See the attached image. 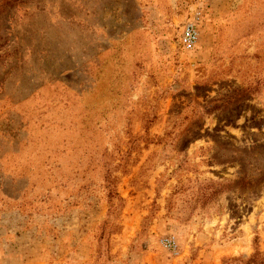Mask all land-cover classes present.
I'll use <instances>...</instances> for the list:
<instances>
[{"label":"rangeland","instance_id":"rangeland-1","mask_svg":"<svg viewBox=\"0 0 264 264\" xmlns=\"http://www.w3.org/2000/svg\"><path fill=\"white\" fill-rule=\"evenodd\" d=\"M258 250L264 0H0V264Z\"/></svg>","mask_w":264,"mask_h":264},{"label":"built area","instance_id":"built-area-1","mask_svg":"<svg viewBox=\"0 0 264 264\" xmlns=\"http://www.w3.org/2000/svg\"><path fill=\"white\" fill-rule=\"evenodd\" d=\"M199 15H196L193 19L183 25V29L180 37V45L186 51H192L195 49L200 38L199 31ZM162 246L173 252L177 253L179 250V244L174 237H166L161 241Z\"/></svg>","mask_w":264,"mask_h":264},{"label":"trees","instance_id":"trees-1","mask_svg":"<svg viewBox=\"0 0 264 264\" xmlns=\"http://www.w3.org/2000/svg\"><path fill=\"white\" fill-rule=\"evenodd\" d=\"M223 264H264V252L258 250L247 258H228L224 260Z\"/></svg>","mask_w":264,"mask_h":264}]
</instances>
